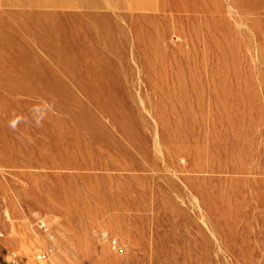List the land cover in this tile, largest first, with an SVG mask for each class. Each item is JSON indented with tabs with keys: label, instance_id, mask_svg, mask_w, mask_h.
I'll list each match as a JSON object with an SVG mask.
<instances>
[{
	"label": "rangeland",
	"instance_id": "374dc122",
	"mask_svg": "<svg viewBox=\"0 0 264 264\" xmlns=\"http://www.w3.org/2000/svg\"><path fill=\"white\" fill-rule=\"evenodd\" d=\"M100 7L0 0V264H264V0Z\"/></svg>",
	"mask_w": 264,
	"mask_h": 264
},
{
	"label": "crops",
	"instance_id": "0c3cea01",
	"mask_svg": "<svg viewBox=\"0 0 264 264\" xmlns=\"http://www.w3.org/2000/svg\"><path fill=\"white\" fill-rule=\"evenodd\" d=\"M31 6L43 7L54 2L57 8L68 11H95L101 10L103 0H28Z\"/></svg>",
	"mask_w": 264,
	"mask_h": 264
},
{
	"label": "built area",
	"instance_id": "2783aa9c",
	"mask_svg": "<svg viewBox=\"0 0 264 264\" xmlns=\"http://www.w3.org/2000/svg\"><path fill=\"white\" fill-rule=\"evenodd\" d=\"M102 235L106 238L108 237V234L106 232H103ZM50 238L53 239V235H50ZM113 244H117V241L114 240ZM52 253V248L39 250L34 256V261L37 263L48 262L52 257ZM13 264H21V262L16 261Z\"/></svg>",
	"mask_w": 264,
	"mask_h": 264
},
{
	"label": "clouds",
	"instance_id": "9594fccd",
	"mask_svg": "<svg viewBox=\"0 0 264 264\" xmlns=\"http://www.w3.org/2000/svg\"><path fill=\"white\" fill-rule=\"evenodd\" d=\"M18 121H13L12 124L10 125L11 127L15 128V125Z\"/></svg>",
	"mask_w": 264,
	"mask_h": 264
}]
</instances>
